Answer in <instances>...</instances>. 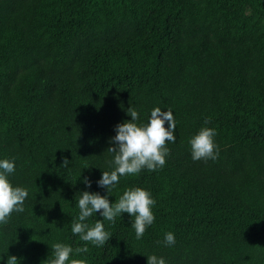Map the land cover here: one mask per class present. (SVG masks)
Returning <instances> with one entry per match:
<instances>
[{
	"label": "trees",
	"instance_id": "1",
	"mask_svg": "<svg viewBox=\"0 0 264 264\" xmlns=\"http://www.w3.org/2000/svg\"><path fill=\"white\" fill-rule=\"evenodd\" d=\"M129 107L137 123L154 107L176 122L163 167L120 177L109 197L148 190L154 221L138 240L128 214L105 220L109 241L73 258L264 264V0H0V158L28 190L0 225V256L42 264L52 243L85 244L71 232L75 200L104 194L95 182ZM201 127L216 130L215 160L191 159Z\"/></svg>",
	"mask_w": 264,
	"mask_h": 264
},
{
	"label": "clouds",
	"instance_id": "2",
	"mask_svg": "<svg viewBox=\"0 0 264 264\" xmlns=\"http://www.w3.org/2000/svg\"><path fill=\"white\" fill-rule=\"evenodd\" d=\"M126 114L130 120L118 123L114 127L115 135L109 140L107 148L112 153L111 170L101 171L96 180L98 188L104 189V194L83 190L78 192L75 200L79 209L78 215L71 219V232L78 235L85 244L73 249L69 244L55 242L51 244L50 254L42 264H87L85 259L73 258V254L87 253V244L90 242L96 247H101L110 236L104 229V221H114L118 215L128 214L130 225L139 240L148 226L154 221L152 207L155 200L151 193L140 187L124 189L123 193L114 202H110L111 191L116 187L120 177L138 174L142 169L154 171L163 167L165 157L168 154V143L175 142L176 122L171 109L162 111L159 107L150 110L146 123H137V111L129 107ZM210 123L205 118L204 124ZM216 130L211 127H201L189 138L190 156L193 161L215 160L218 149L214 137ZM70 161L64 159L60 167L67 168ZM15 171V160L0 158V225L6 224L11 213H22L24 201L28 196V190L21 186H13L9 181V175ZM85 189H90L92 181L87 176L78 178ZM93 214L97 218L93 225L89 226L85 221ZM134 217V219H133ZM160 243V241H158ZM164 246H173L175 236L171 231L163 235ZM146 264H167L164 257L155 254L144 256ZM23 257L18 259L15 255L7 253L0 256V264H22Z\"/></svg>",
	"mask_w": 264,
	"mask_h": 264
},
{
	"label": "rangeland",
	"instance_id": "3",
	"mask_svg": "<svg viewBox=\"0 0 264 264\" xmlns=\"http://www.w3.org/2000/svg\"><path fill=\"white\" fill-rule=\"evenodd\" d=\"M248 13L250 14V11H248Z\"/></svg>",
	"mask_w": 264,
	"mask_h": 264
}]
</instances>
